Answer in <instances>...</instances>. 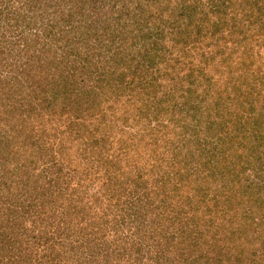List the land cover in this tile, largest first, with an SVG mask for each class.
Instances as JSON below:
<instances>
[{
    "label": "rangeland",
    "instance_id": "1",
    "mask_svg": "<svg viewBox=\"0 0 264 264\" xmlns=\"http://www.w3.org/2000/svg\"><path fill=\"white\" fill-rule=\"evenodd\" d=\"M0 264H264V0H0Z\"/></svg>",
    "mask_w": 264,
    "mask_h": 264
},
{
    "label": "trees",
    "instance_id": "2",
    "mask_svg": "<svg viewBox=\"0 0 264 264\" xmlns=\"http://www.w3.org/2000/svg\"><path fill=\"white\" fill-rule=\"evenodd\" d=\"M28 54H29L30 60L38 59V58H39V55H40V53H38V55H37V53H32V51H31V53L29 52ZM36 57H37V58H36ZM42 63H43V62H42ZM42 63H40V65H41ZM247 207H250V206L248 205ZM248 210H249V208H246V211H248ZM245 229H246V228H244V230H245Z\"/></svg>",
    "mask_w": 264,
    "mask_h": 264
}]
</instances>
